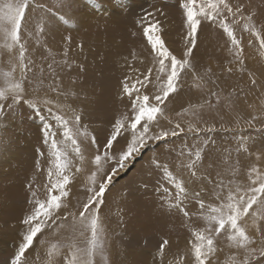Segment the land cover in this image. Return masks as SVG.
<instances>
[{
	"label": "rangeland",
	"instance_id": "1",
	"mask_svg": "<svg viewBox=\"0 0 264 264\" xmlns=\"http://www.w3.org/2000/svg\"><path fill=\"white\" fill-rule=\"evenodd\" d=\"M204 2L197 0L198 5ZM226 2L243 6L245 16L255 13L254 23L264 36V0ZM69 5L61 9L55 0H0V90L8 94L19 83L25 101L44 109V101L49 100L54 111L66 118L72 109L83 110L90 133L102 143L111 122L126 110V97L122 101L119 95L121 82L151 65L150 45L138 24L141 16L163 9L167 15L156 16L162 28L153 31L180 55L186 43L183 13L177 0H69ZM51 12L65 14L70 22L57 21ZM243 24L240 20L231 25L241 42L243 65H239L223 30L202 21L192 57L195 73H181L182 86L166 101L168 119L161 118L165 127L178 122L185 129L169 145L177 151L158 149L157 155L186 181L188 215L161 207L163 193L154 190L161 175L150 167L147 153L105 193L100 209L102 250L98 247L91 257L93 264H195L191 246L197 232L214 237L215 252L205 264H245L252 248L257 253L264 248V207L259 204L264 193H257V203L238 221L251 243L240 246L229 239L230 226L216 233L215 223H208L212 208L223 206L227 215L228 196L248 199L264 178V50ZM149 90L156 91L151 86ZM31 114L32 106L21 104L14 117L0 123V264H10L22 241L26 229L22 221L32 210L29 184L39 190L36 198L44 200L56 180L57 161L41 144V121L29 120ZM44 115L53 120L46 111ZM56 138L71 161L66 171L73 179L64 202L76 221L68 215L60 227H42L22 259L28 264H86L90 221L80 224L79 212L91 186L95 149L78 135L84 151L77 156L71 141L59 133ZM38 146L44 153L39 167ZM181 146L183 156L178 155ZM198 146L204 149L200 161L195 158ZM193 162L195 178L187 167ZM209 175L215 185L199 178ZM192 192L200 193L203 207L191 202ZM60 215L64 220L65 212ZM209 227L211 233L206 231ZM164 240L168 244L161 252ZM248 264H264V257L248 258Z\"/></svg>",
	"mask_w": 264,
	"mask_h": 264
},
{
	"label": "snow or ice",
	"instance_id": "2",
	"mask_svg": "<svg viewBox=\"0 0 264 264\" xmlns=\"http://www.w3.org/2000/svg\"><path fill=\"white\" fill-rule=\"evenodd\" d=\"M55 5L61 9L70 7L69 0H55ZM176 6L182 10L184 18L186 43L183 51L180 55L175 54L166 47L161 35L153 31L154 28H162L160 21L156 19L157 14L166 16L167 13L163 9L145 11L138 24L143 29L147 44L150 45L151 66L146 71L140 72L139 75L126 76L121 82L119 95L122 101L126 97V110L111 122L110 129L102 143L95 135L90 133L89 126L85 123L83 110L72 109L71 115L66 118L65 115L57 114V111H54L53 104L49 100L44 101V109H41L39 104L32 100L25 101L23 98L24 88L19 83L8 94L4 90H0V123L6 124L9 117H14L16 109L21 104L31 105L33 114L29 115L28 119L41 121L39 125L42 136L41 144L49 149L50 155H53L57 161L56 180L47 188L46 199H37L39 190L34 189L31 184L28 186L32 210L22 221L26 229L10 264H28V261L22 259V257L33 245L37 234L41 233L42 227H60L61 223L66 222L68 215H71L74 223L76 221L74 213H67V203L64 202V198L69 196L70 190L67 186L73 177L67 174L66 170H70L71 161L67 159V153L59 149L56 138L58 133L65 140L71 141L72 151L77 156H82L84 151L77 141L76 137L78 135L82 137L86 146L95 149V170L90 176L91 186L88 188L87 199L83 203V211L79 212L80 224L90 221L88 227L91 231V238L87 250L89 259L86 264H93L91 257L95 254L98 247L102 250L100 209L104 205L106 191L119 178L128 173L137 162L144 159L147 153L151 154L148 157L150 167L153 171H159L161 175V179L157 180L154 189L157 194L163 193L161 207H167L169 210L176 208L185 216L188 215L185 201L188 200L190 194L185 187L186 181L179 179L170 170L168 163L162 162L157 155L158 149H164L168 152L177 151L170 148L169 145L174 143L173 138L185 132V129L178 122L175 123L174 127H165L161 124V118L168 119L165 115L166 101L169 100L171 94L177 93L182 86V72L192 71L195 73L192 57L194 48L197 45L196 33L202 21L211 22L223 30L232 46L231 51L234 52V60L239 65H243L241 42L231 25L243 20L244 30L257 38L262 50H264V36L257 30L254 23L255 13H248L245 16L244 8L241 5L233 7L226 0H205L204 3L199 5L197 0H177ZM49 15L55 16L57 21H62L65 24L70 22V19L66 18L63 13L51 12ZM229 17H231V23L229 22ZM46 23L51 25V21ZM261 54L264 55V51ZM149 86L155 88L156 91L154 93L151 92ZM56 103L59 105L58 101ZM6 108L7 111L5 110ZM45 111L53 118L52 121L47 120V116L44 115ZM168 123L172 124V121L168 120ZM188 131L192 132L193 128L189 126ZM195 131L198 133L200 129ZM208 131L211 132L213 129L209 128ZM35 151L38 158L37 167H39V158L44 153L39 146ZM190 151L189 149V153ZM203 151L202 147H197L195 151L196 161L201 160ZM184 152V146H181L178 150V155L183 156ZM187 167L190 176L195 178L197 174L192 171L195 168V162ZM51 174L50 169L49 176ZM151 175V172L148 173L149 177ZM217 175L219 176V173ZM199 178L207 180L213 185L216 184V181L212 180L210 175ZM143 187L147 189L148 184L145 183ZM173 191L175 192L174 196ZM257 193H264V178H261L259 187L252 190V195L248 199H244L243 196L234 197L229 195V202L226 205L228 209L227 215L222 210L223 206L212 208L211 211L214 215L209 217V225L214 222L216 225L215 232L219 233L227 224L233 232L229 239L234 240L240 246L251 243L250 237L238 221L249 213L253 204L257 203ZM191 197L192 203H196L197 207H203L204 202L200 200L199 192H192ZM221 199L223 198L221 197ZM259 204L264 207V199H261ZM61 211L65 212L64 220L61 218ZM206 231L211 233L212 228L209 227ZM213 240L214 237L211 234L196 233V242L191 246L195 264H205V261L215 252ZM167 244L168 241L164 240L160 245L159 251L162 252ZM257 255L264 257V248H261L258 253L255 248H252L247 254L245 264H248V258L255 259Z\"/></svg>",
	"mask_w": 264,
	"mask_h": 264
},
{
	"label": "bare ground",
	"instance_id": "3",
	"mask_svg": "<svg viewBox=\"0 0 264 264\" xmlns=\"http://www.w3.org/2000/svg\"><path fill=\"white\" fill-rule=\"evenodd\" d=\"M13 11H14V10H13ZM0 20H1V19H0ZM1 38H2V37H1ZM150 66H151V65H150ZM150 66L148 65V67H150ZM148 67H147V68H148ZM17 73H19V72L17 71ZM5 82H7V81H5ZM9 85H10V84H8L7 86H9ZM7 88H8V87H7ZM217 163H218V161H217ZM217 163H216V164H217ZM219 165H220V164H219Z\"/></svg>",
	"mask_w": 264,
	"mask_h": 264
}]
</instances>
